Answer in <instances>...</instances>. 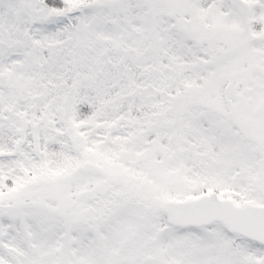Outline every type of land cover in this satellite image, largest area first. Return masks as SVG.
Instances as JSON below:
<instances>
[{"label":"snow or ice","instance_id":"1","mask_svg":"<svg viewBox=\"0 0 264 264\" xmlns=\"http://www.w3.org/2000/svg\"><path fill=\"white\" fill-rule=\"evenodd\" d=\"M0 264H264V0H0Z\"/></svg>","mask_w":264,"mask_h":264}]
</instances>
